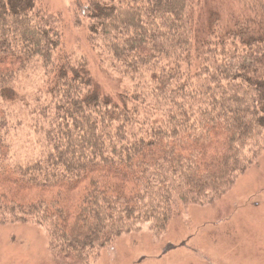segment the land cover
Returning a JSON list of instances; mask_svg holds the SVG:
<instances>
[{"label": "trees", "instance_id": "trees-1", "mask_svg": "<svg viewBox=\"0 0 264 264\" xmlns=\"http://www.w3.org/2000/svg\"><path fill=\"white\" fill-rule=\"evenodd\" d=\"M228 2L74 0L65 17L0 0V129L32 69L49 96L38 160L13 162L0 134V226H39L59 261L92 264L226 197L264 150V0ZM68 26L132 91H102Z\"/></svg>", "mask_w": 264, "mask_h": 264}, {"label": "rangeland", "instance_id": "rangeland-1", "mask_svg": "<svg viewBox=\"0 0 264 264\" xmlns=\"http://www.w3.org/2000/svg\"><path fill=\"white\" fill-rule=\"evenodd\" d=\"M73 1L40 0L46 10L65 17ZM210 2L211 6L231 8L228 0ZM66 43L77 56L87 58L105 94L114 95L122 88L132 91L128 79L122 81L101 65L82 31L68 26ZM43 82L42 73L32 69L7 106L9 124L0 134L11 145L13 162H33L45 153L35 128V112L49 99ZM0 264L65 263L53 256L41 227L9 225L0 226ZM92 264H264V150L221 201L185 210L162 234L151 224L141 226L102 251Z\"/></svg>", "mask_w": 264, "mask_h": 264}]
</instances>
